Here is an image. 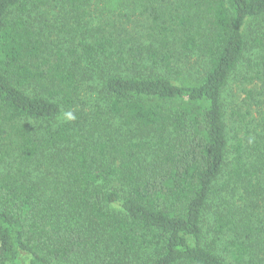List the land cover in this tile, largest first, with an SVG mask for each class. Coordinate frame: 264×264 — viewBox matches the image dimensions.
I'll list each match as a JSON object with an SVG mask.
<instances>
[{"label": "trees", "instance_id": "obj_1", "mask_svg": "<svg viewBox=\"0 0 264 264\" xmlns=\"http://www.w3.org/2000/svg\"><path fill=\"white\" fill-rule=\"evenodd\" d=\"M178 1L0 0V264H264V0Z\"/></svg>", "mask_w": 264, "mask_h": 264}, {"label": "rangeland", "instance_id": "obj_2", "mask_svg": "<svg viewBox=\"0 0 264 264\" xmlns=\"http://www.w3.org/2000/svg\"><path fill=\"white\" fill-rule=\"evenodd\" d=\"M179 1L178 0H154L149 8H160L161 6L171 8L172 5L175 6ZM142 6H138L134 12V27L136 30H142L141 22L147 16L148 12ZM244 71L242 68H239L236 74L229 80L228 85L226 86L223 93V101L225 108V119L227 122V135H228V144H229V154L228 158L232 156V144L235 142V138L239 137L242 139L244 133L248 131V127H252L253 123L251 122V115L255 119L258 118L257 111L260 109L259 103L262 102L264 105V86L259 83H248L246 82L242 75ZM245 116V119H244ZM244 120V121H243ZM245 123L248 126H245ZM218 182V181H217ZM260 188L263 189L260 194V199H258L257 204L259 206V211L262 213L263 222H264V172L259 176L258 179ZM225 184V176L218 182V185ZM226 192H223L225 194ZM228 195H231L229 193ZM234 199L236 203H239L237 206H241L244 203L239 199L240 192L234 194ZM233 200V198H232ZM231 201V200H230ZM247 201V200H246ZM223 201H220V203ZM222 207V205H220Z\"/></svg>", "mask_w": 264, "mask_h": 264}]
</instances>
